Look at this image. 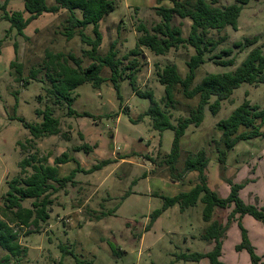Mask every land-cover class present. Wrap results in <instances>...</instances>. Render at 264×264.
<instances>
[{"label": "rangeland", "instance_id": "1", "mask_svg": "<svg viewBox=\"0 0 264 264\" xmlns=\"http://www.w3.org/2000/svg\"><path fill=\"white\" fill-rule=\"evenodd\" d=\"M47 2L55 4L54 0ZM115 2L116 9L101 22L103 42L99 53L107 54L114 45L123 69L136 58L139 62L138 88L153 91L156 100L162 101L165 88L159 82L158 69L175 64L180 75L185 77L187 62L195 53L194 49L183 47L165 56H156L145 48L137 57L129 56V53L141 35L138 27L143 24L151 30L161 22L157 8L161 5L172 7V1L164 0L161 4L157 0ZM0 3L7 4L9 13L25 9V0H0ZM235 3L236 0H220L221 5ZM4 14L0 10V218L5 217L4 197L9 190V182L25 175L20 167L23 159L36 155L54 164L55 158L66 152L74 156L85 171L104 160H112L101 170L79 172L74 178L75 184L68 183L55 192L52 196L54 203L50 207L51 217L40 232L34 227L17 228L12 224L18 229L19 243L26 252L12 258L8 264H77L76 260L91 264H210L208 259L192 262L179 258L182 253H206L214 247L212 241L203 239L210 224L203 219L204 204L199 202L186 212L176 205L151 224L152 214L163 206L160 196H175L193 186L197 180L196 173H185L184 162L188 154L202 150L210 159L207 172L209 186L220 196H229L231 186L220 176L219 150L224 147L218 123L227 119L246 99L263 108L264 84L242 85L230 99L222 102L217 114L207 106L201 126L190 127L182 137L181 157L172 172L165 161L172 149L174 133L169 130L161 135L154 129L151 117L144 115L151 106V100L133 91L127 79L130 70H123L119 94L109 80L112 73L108 67H104L101 73L107 79L101 87L95 89L90 83L78 87L73 108L82 116H69L67 105H53L48 101L46 89L50 83L44 82L45 72L24 83L33 69L43 65L48 51L62 53L71 65H74L71 55L80 59L83 67L92 63L84 52L90 46L84 44L79 36L67 38L68 11L46 13L34 20L25 29L28 39L13 27L11 21L4 19ZM24 16L28 18L29 14ZM191 24L188 19H174V25L181 27L185 38L189 36ZM86 33L93 36V27L89 26ZM223 34L229 36V41L210 53L209 58L221 48L246 38L259 36V45L262 44L264 0H251L243 8L239 29L228 27ZM249 50L240 52L236 49V64L232 67L217 65L215 60L209 59L198 69L195 84H199L208 73L234 70ZM15 60L22 64L20 74L17 67H11ZM175 97L179 103L177 110H173L175 118L188 116L200 100L199 97L186 98L180 87ZM214 102L215 98L210 104ZM46 104L54 108L62 132L31 143L28 141L32 138L30 132L18 118L41 123L43 117L37 111H43ZM139 117L141 120L137 122ZM261 130L264 132V125ZM84 145L90 149L74 151L75 147ZM59 168L60 176L66 177L77 168V163L69 162ZM28 171L31 173L32 169ZM225 175L233 183L243 186L239 196L245 203L264 207V136L242 141L228 151ZM31 205L32 200L24 202L26 207ZM232 209H217L214 220L226 225ZM242 225L261 257V264H264V222L247 215ZM241 241L238 221H232L224 237L221 260L225 264H252L246 250L236 249ZM6 254L0 247V262Z\"/></svg>", "mask_w": 264, "mask_h": 264}, {"label": "trees", "instance_id": "2", "mask_svg": "<svg viewBox=\"0 0 264 264\" xmlns=\"http://www.w3.org/2000/svg\"><path fill=\"white\" fill-rule=\"evenodd\" d=\"M54 1L55 4L49 5L47 0H25L24 11L13 13L7 11V4L0 3V10L5 12L4 19L11 21L13 27H16L18 32L27 39L25 29L34 20L46 13L57 14L61 10L68 11L69 16L66 19L67 38L73 39L75 36H79L84 44L90 46V49L84 52L92 59V63L83 67L82 61L71 55L70 58L74 60V65H71L62 53L54 54L48 51L43 65L33 69L30 78L26 79L24 83L27 84L30 79H37L42 71L45 72L46 79L44 82L50 83L46 89L48 101H51L53 105H67L69 116H82L73 108L76 101L74 93L78 87L85 83H90L95 89L101 87L107 81L101 73L104 67H108L112 73L109 80L114 84L119 94L120 81L124 79L123 70H130L127 79H129L133 91L138 96L151 100V106L144 115L151 117L154 129L159 131L161 135L169 130L174 133L172 149L167 154L165 161L169 164L172 172L176 170V164L181 157L180 141L182 137L190 127L198 128L201 126L207 106L210 107L213 114H217L222 108V102L230 99L235 90L242 85L257 86L264 84V42L259 45L261 40L259 36L246 38L244 41H236L232 46L221 48L218 53L209 58L210 53L218 50L220 46L229 41L227 34L222 35L228 27L236 31L239 29V18L243 8L251 0H236V3L231 5H221L220 0H171L172 7L161 5L157 8L161 22L154 25L151 30L143 24L138 27L141 35L129 56L141 55L144 48L156 56H165L172 50L183 47H191L195 51L187 62L188 73L185 77L180 75L178 66L175 64H168L158 69L159 82L165 88L162 101L156 100L153 91H141L138 88L139 62L136 61V58L123 69L121 68V60L117 58L114 45L107 54L101 55L99 53L103 42L101 22L116 9L115 0ZM163 1L157 0L159 4ZM25 13L29 14L28 18L24 16ZM176 17L192 22L187 38L183 36L181 27L174 25ZM89 26L93 27V36L86 33ZM1 46L2 42H0V53ZM249 48L246 58L234 70L224 73H208L199 84H195L198 69L209 59L215 60L217 65L232 67L236 64L235 50L244 52ZM11 67H17L19 74L21 73L22 64H17L16 60L11 63ZM178 87L186 98L199 97L200 100L188 116L175 118L174 111L177 110L179 104L175 97ZM213 98H215V102L210 104ZM37 114L43 117L41 123H31L23 118H18L32 136L28 140L29 142L32 143L44 137L61 134L60 119L55 117L54 108L50 104H46L43 111L38 110ZM140 120L141 117L138 118L137 122ZM263 125L264 107L253 105L247 99L227 119L218 123V128L222 132L221 141L224 147L219 150L220 176L231 186L228 197L220 196L209 186L207 172L210 159L204 150L196 154H188L184 162V172H196L198 183L190 191L181 192L175 196H160L163 200V206L152 214L151 224L165 211L176 205L184 212L195 207L199 202L204 204L203 219L210 224L203 234V239L212 241L214 247L206 253H182L180 259L192 262L208 259L210 264H225L221 260L224 237L231 222L237 220L242 241L236 249L238 251L246 250L250 255L252 264H261V257L252 245L248 231L242 225V221L245 216L249 215L264 222V207L259 208L245 203L239 196L243 186L227 179L225 172L227 152L242 141L264 136V132L261 130ZM87 149L90 147L84 145L75 147L74 151L80 152ZM69 162L77 163V168L72 170L68 176L61 177L59 166ZM111 163V159L104 160L94 165L90 171H85L80 167L77 159L66 152L56 157L54 164H50L47 158L39 159L36 155L23 159L20 167L25 175L15 177L9 182V190L4 197L5 217L0 218V247L7 254L0 264L11 263L12 258L19 257L23 252H26L19 243L20 233L17 228L34 227L37 232H40L43 224L47 223L51 217L50 207L54 203L52 196L55 192L65 188L68 183L75 184L74 178L79 172H95ZM29 168L32 169L31 173L28 171ZM27 200H32L31 207L24 206V202ZM232 207L233 209L227 219L229 222L226 225L214 220L217 209L226 211ZM103 216L106 214L104 213ZM98 219L100 220L101 217ZM12 224H15L17 228H14ZM150 225L147 226V230H149ZM76 262L77 264H91V262L79 260Z\"/></svg>", "mask_w": 264, "mask_h": 264}, {"label": "crops", "instance_id": "3", "mask_svg": "<svg viewBox=\"0 0 264 264\" xmlns=\"http://www.w3.org/2000/svg\"><path fill=\"white\" fill-rule=\"evenodd\" d=\"M196 173V172H195ZM196 178H197V180H195V182H193L194 184H193V186L192 187H190L188 190H186V192L187 191H190L197 183H198V174L196 173ZM189 209H187V210H185L184 212H186V211H188Z\"/></svg>", "mask_w": 264, "mask_h": 264}]
</instances>
